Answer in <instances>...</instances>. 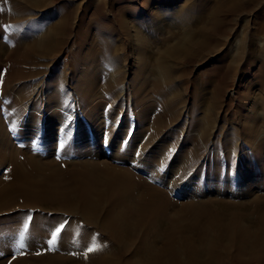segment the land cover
I'll return each instance as SVG.
<instances>
[{"label":"bare ground","instance_id":"1","mask_svg":"<svg viewBox=\"0 0 264 264\" xmlns=\"http://www.w3.org/2000/svg\"><path fill=\"white\" fill-rule=\"evenodd\" d=\"M22 1H27L29 6L38 11L48 9L42 8L43 0H20ZM59 2L61 1L51 0V5H58ZM198 2L202 7L191 18H196L192 24L197 25L196 28L191 27L186 37L183 34L173 35L174 43L167 45L157 62L162 65L160 70L166 73L168 82L175 79L174 72L177 71V74L181 73L177 75L179 79L185 73L195 79L199 76L204 78L202 84L210 83L204 76L215 65L221 71L217 89L192 91L200 96L199 106L194 103L187 109V106H170L167 86L162 80L153 82L154 70L149 66L150 55L147 57L145 53L151 50L147 36L144 39L136 34L135 42L141 45L140 51L143 50L146 54L141 57L136 46L130 47L129 58L140 65L131 85L135 107L139 109V124L155 115L152 107L154 92H158L167 105L168 120L171 122L179 121L185 115L191 118L193 113H200L203 110L202 104L210 98L217 106L221 101L241 100L247 95L251 97L252 92H247L249 82L242 80L241 74L254 69L250 80L261 97L253 93L255 95L248 99L250 110L254 112L244 123H250L251 126L247 129L250 141L259 144L257 150H262L263 142L258 143L255 138H258L261 128L256 122L262 119L257 109L264 107V61H260L264 56L263 42L260 43L263 47L254 51L257 52L258 59L246 62L244 69L242 63L249 59V44L246 43L243 54H237L236 59H232L231 48L227 47L233 36L234 29L231 27L233 24L239 25L240 18L245 16H249L247 26L255 29L254 38L260 40L261 34H264V0H246V4H242V0ZM188 9L193 10L191 6ZM55 12L49 11V17L54 16ZM230 14L234 17L231 18L233 20L228 23L229 19L221 21L222 15ZM254 18L256 20L251 24L250 20ZM78 19V14L72 11L59 18L50 28H46L44 35L42 33L36 36L35 41H39L38 43L28 45L18 58L17 55L14 56V60L18 59L26 64L32 60V53L51 59L52 63L47 66L54 67L58 64L64 47L68 45L66 37ZM231 22L234 23L230 24ZM12 37L8 32L5 38ZM130 37L129 45L132 46ZM159 52L160 50L156 53ZM99 53L96 51L89 54L98 58ZM182 64L188 67L187 71L180 70ZM94 66H85L87 69L80 82L84 91L87 90L84 96L87 99L84 102L86 115L97 127L103 105L96 89L98 78H95V69L99 67ZM197 70L200 72L195 75ZM21 72L18 79L34 78L37 75H23L24 71ZM27 88H19L15 95L20 98L19 103L25 102L26 106L32 103V98H28ZM173 89L178 90L172 85ZM51 91L48 89L47 110L49 121L53 122L57 120L56 93ZM186 91V95L190 94L189 89ZM192 96L194 97L193 94ZM186 103L187 100L180 105ZM0 105L8 110L9 106L6 107L5 103ZM18 106L23 107L21 104ZM216 110L217 107L212 108L213 115ZM202 112L206 116L211 111L209 108V111ZM13 119L11 120L14 122ZM169 121H164L162 115H155L152 126L154 140L160 138V134L165 133L173 124ZM200 121V117L196 116L194 124L200 126ZM210 121L211 125V115ZM98 130L99 127L96 128ZM24 132L28 136L29 129ZM144 133V128L138 129L132 142L136 144ZM48 139L50 141L43 145L42 152L31 150L27 155L22 154L12 144L0 115V168L10 170L7 178H0V264H6V256L14 253H35V256L14 258L12 264H170L171 260L174 264H264V197L257 195L261 189L260 183H255L256 186L252 187L254 190L247 193L249 199L245 203L212 196L196 198L194 195H184L187 201L174 200L162 186L165 182L171 183L170 186H183L185 183L179 182L180 176L188 174L187 168H180L182 175L172 176L169 171L162 173V183L153 186L146 178L134 174L129 166L124 165L132 163L131 148L127 150V156L119 159V163H109L100 160L103 150L96 155L88 152L85 146L89 145L83 141L81 145L86 150L80 149V157L66 156L65 159H57L56 155H47L53 154L55 150V144H51L55 138L50 136ZM106 144L114 145L111 141ZM60 145L66 150L72 148L69 139ZM113 147L115 149V145ZM164 151L165 146L160 144L149 151L144 167L146 173L154 175L158 167L157 160H160ZM179 162L175 159L174 165ZM19 235L26 238L25 243L15 240L14 237ZM136 242L139 250L135 252L137 254H132ZM43 253L46 254L42 255Z\"/></svg>","mask_w":264,"mask_h":264},{"label":"rangeland","instance_id":"2","mask_svg":"<svg viewBox=\"0 0 264 264\" xmlns=\"http://www.w3.org/2000/svg\"><path fill=\"white\" fill-rule=\"evenodd\" d=\"M43 1L42 8L48 9L42 12L29 6L27 1L0 0V103H5L6 107L9 106L6 110L0 105V115L12 144L18 147L22 154L27 155L31 150L42 152L43 145L49 143L50 136L55 138L51 143L55 144V150L53 154L47 155H56L57 159H65L66 156L80 157V149L86 150L84 145H81L83 141L89 145L85 146L88 152L96 155L103 150L104 154L102 153L100 160L109 163L116 161L119 163V159L127 156V150L131 148L132 163L128 162L124 165L129 166L134 174L146 178L153 186L162 183V173L169 171L172 176L182 175L180 168L188 169L187 175L180 176L179 182L185 183L183 186L176 184L170 186L171 183L168 182L162 186L166 189L168 196L174 200L187 201L184 195H194L196 198L212 196L235 203H245L249 199L247 193L254 190L252 187L256 186L255 183L261 184L257 195L264 197V149L257 150L259 144H253L250 141L247 129L251 125L244 123L254 112L250 110L248 99L255 94L261 97L250 80L254 69L241 74V79L249 82L247 92H252L251 97L247 95L241 100L221 101L217 106L210 98L202 104V111H209L210 108L211 112H207L209 114L206 116L202 115L201 111L197 114L193 113L191 118L185 115L181 120L171 122L168 120L167 105L161 95L154 92L153 113L162 115L164 121L173 124L155 140L152 128L155 115L139 124V109L135 107L134 90L133 88L131 90V85L133 79L137 77L140 65L136 60L133 62L131 57L129 58L130 49H132L130 47L136 46V51L141 57L145 53L147 57L150 55L149 66L154 70L153 82L162 80L167 86V99L170 106L178 108L187 106L186 109L190 108L192 103L199 106L200 96H196L192 91L199 89L200 92H204L208 89L210 91L217 89L221 71L215 65L204 76L210 80V83L202 84L204 78L199 76L196 80L194 76L185 73L181 75L184 77L179 79L177 75L181 73L177 74V71L174 72L175 79L168 82L166 73L160 70L162 65L157 62V59L163 56L162 52L167 49V45L174 43L173 35L183 34L186 37L191 27L196 28L197 25H192L196 18H191L202 7L198 0H59L61 2L53 6L51 0ZM211 1L214 2V0ZM243 3L246 4V0H242ZM189 6L193 10H187ZM51 10L56 11V14L49 17L48 12ZM70 11L78 14L80 20L78 19L74 28L70 30L69 36L67 35L68 45L59 56L57 65L51 68L47 66L52 63L51 59L32 53L30 55L32 60L27 61L26 64H22L18 59L14 60L15 55L18 58L28 45L39 42L35 41L36 36L42 33L44 35L47 32L46 28H50ZM225 16H221V21L229 19L228 23L234 19L231 14ZM248 18L246 16L240 18L239 25L230 23L233 24L231 28L234 30L227 47L231 48L232 59H236L237 54H243L242 50L246 43L249 44L250 52L247 57L249 59L243 61V69L246 62H255L258 59L259 56L254 51L264 46V34H261L259 41L254 38L255 29L247 26ZM255 20L256 18L251 19V24ZM8 32L12 34V38H5ZM136 34L144 39L147 36L150 52L140 51L142 47L135 42ZM129 37L132 46L129 45ZM262 42L263 46H260ZM153 50H160V52L156 53L157 51L153 52ZM96 51L100 52L99 57L93 58L89 53ZM262 59L264 61V56L260 61ZM86 65L87 67L95 65L100 70L95 69L98 71L95 74V78H98L96 89L103 105L100 122L97 123L98 131L84 109V102L87 101L84 96L87 90L84 91L82 88L80 78L85 74ZM180 66L182 72L188 70V67H184L183 64ZM21 70L24 72L22 73ZM20 72L23 75L32 73L37 75L34 78L18 79ZM198 72L200 71L197 70L195 75H198ZM172 85L178 90H172ZM19 88L29 90L28 98H32L31 105L26 106L25 102L19 103L20 98L15 96ZM48 89L56 93L57 120L53 122L49 121V110H47L50 93ZM186 89H189L190 94L186 95ZM185 100H187L186 105H180ZM17 104L23 107L20 108ZM213 107H217L214 115ZM257 111L262 119L256 122L261 128L255 140L258 143L263 142L264 145V107ZM210 115L213 117L211 125ZM196 116L201 119L200 126L194 124ZM141 128L145 129V133L134 144L133 138ZM25 129H29L28 136L24 135ZM68 139L72 148L66 150L60 143ZM107 141H111L115 149L114 145L108 146ZM158 144L165 146V151L160 160H157L158 167L154 175H150L145 172V160L149 151ZM175 159L180 161L178 165H174ZM175 166H178L177 170ZM9 173L10 170L6 167L0 168L1 179L7 178ZM56 233L58 236L59 230ZM137 236H139L138 233ZM14 238L22 243L26 242V238L20 235ZM137 244L138 242L134 244L132 254L139 250ZM31 255L35 256V253L7 255L6 264H12L14 258L25 256L31 258ZM171 261L170 264H174L173 260Z\"/></svg>","mask_w":264,"mask_h":264}]
</instances>
